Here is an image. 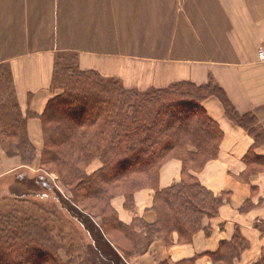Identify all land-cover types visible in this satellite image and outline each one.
Returning <instances> with one entry per match:
<instances>
[{
    "label": "crops",
    "instance_id": "obj_1",
    "mask_svg": "<svg viewBox=\"0 0 264 264\" xmlns=\"http://www.w3.org/2000/svg\"><path fill=\"white\" fill-rule=\"evenodd\" d=\"M259 51L264 52V0H0V63L10 65L25 111L38 115L54 96L56 57L71 52L81 70L121 78L139 89L212 79L234 109L251 113L264 131ZM203 105L223 135L217 157L192 173L223 203L190 242L180 241L176 232L169 244L157 235L148 251L128 264H215L212 257L236 235L242 245L230 264H253L264 255V167L244 162L247 155L264 157V143L256 145L234 125L217 99ZM27 131L39 145L37 118L28 120ZM181 179L180 162L168 161L156 188L134 193L133 210L125 207L124 196L114 199L118 219L127 225L136 217L154 223L156 189Z\"/></svg>",
    "mask_w": 264,
    "mask_h": 264
},
{
    "label": "trees",
    "instance_id": "obj_2",
    "mask_svg": "<svg viewBox=\"0 0 264 264\" xmlns=\"http://www.w3.org/2000/svg\"><path fill=\"white\" fill-rule=\"evenodd\" d=\"M64 54H72L73 57ZM4 64L7 63H0V145L9 155L23 152L28 154V149L33 151V145L26 135V123L29 118H37L41 123L45 146L49 144L55 149L50 148L46 152L50 157L43 156V163L72 165L70 181L79 179L84 191L94 198L105 196L109 185L129 187L123 195L125 207L129 210H133L134 193L140 189H137L138 183L144 182V188H156L158 164L166 161L169 153L179 157L181 155L184 177L168 188L156 189L153 204L156 221L151 224L137 217L131 224H124L109 205V217L90 213L74 198L76 195L73 188L71 193L75 200L62 195L49 170L45 174L27 171L31 175L12 178L16 190L21 193H9L11 196L21 198V195H34L35 192L43 193L50 189L67 209L65 212L78 220L83 217L88 227L93 228L97 233V237L92 236L93 244L100 245L101 241L107 249L104 257L110 255L111 258H108L115 264H128L146 253L160 234L165 236L168 244L174 232L180 241L190 242L197 231L205 229L203 221L218 213L223 197L215 196L192 173L200 171L208 161L217 157L223 135L218 123L208 115L203 105L206 99H217L224 114L234 125L254 137L256 145L264 143V131L255 117L251 113L240 115L224 90L212 79L202 85L178 81L162 88L128 89L117 77L103 78L95 70H81L77 55L71 52L60 53L55 59L50 85L54 96L48 100L43 112L38 115L27 111L19 117L11 92L9 72ZM95 98L99 99L100 104L92 100ZM86 106L89 111L97 112L87 120V115L84 116ZM72 116L78 120L83 118L84 121L73 125L69 122ZM15 137L22 143L11 147L10 143L16 141ZM26 141L30 146L26 145ZM144 146L147 153L142 156L139 148ZM187 147H191V150H186ZM95 155L102 159L104 165L95 174L85 176L84 165ZM244 162H256L264 167V157L256 154L247 155ZM111 167L114 170H110ZM111 171L118 172L113 182L102 180ZM122 172H125L122 176L125 179L119 178ZM140 174L144 175V179L136 177ZM23 185H27L30 190L22 191ZM2 192L0 190V194ZM50 207L48 214L54 216L55 207ZM15 212L13 208L0 207V242L4 243L5 249L17 252L22 245L40 243L50 252L49 264H93L80 246L81 237L66 236L70 232L60 219L52 222L30 213V219L21 222L14 216ZM110 233L119 236L125 247L115 243ZM237 238L235 236L234 241L223 243L222 250L212 257L213 263L230 264L239 256L238 246L242 243H237ZM63 242L67 243L63 247L69 258L65 263L56 256L61 244H65ZM35 256L40 259L44 253L39 252ZM253 264H264V255Z\"/></svg>",
    "mask_w": 264,
    "mask_h": 264
},
{
    "label": "rangeland",
    "instance_id": "obj_3",
    "mask_svg": "<svg viewBox=\"0 0 264 264\" xmlns=\"http://www.w3.org/2000/svg\"><path fill=\"white\" fill-rule=\"evenodd\" d=\"M64 56H72V54H70V55L64 54ZM7 64H4V65L7 66V67L6 66L5 67L7 68L8 72H9V77L11 80V83H10L11 84V92L13 93V97H14L15 102L17 104L18 115H19V117H21V114L24 116L27 112V111H25V108H24L25 103L23 100H21V101H23V106H22V103H21L20 99L18 98L15 83L13 80L12 70H11L10 65L9 64L7 65ZM10 73H11V76H10ZM98 73L101 75V77L103 76V78L104 77L107 78V76L101 74L100 72H98ZM118 79H120V81L122 82V85L125 88H128V89L134 88V87L128 86L125 82H123L124 81L123 79H121V78H118ZM134 86H139V85L134 84ZM141 87H142V89H140V90H145V88H146L143 86H141ZM137 89H139V88H137ZM71 95H72V93L70 94V96ZM74 96H76V95H73L72 97H74ZM72 97H71V100H72ZM92 100L95 103H97V105L100 104L99 99L95 98ZM92 100H91V102L93 103ZM86 108H87V106L85 107V111H84V116L87 115L85 120H87L91 116H94L95 114H97V112L96 111L94 112L93 109H92L93 111H89ZM179 115H180V113H179ZM29 119H27V122ZM82 121H84L83 118H81V120H78V118H74V116H72V118L69 119V122L73 125L78 124V123L80 124V123H82ZM26 125H27V123H26ZM41 133H42V131H41ZM23 134H24V132H23ZM26 135H27V138H28L30 144L33 145V147H32L33 151L28 149V154H25L23 152V153H17L15 155H9L8 152H6L2 148L3 146L0 145V190H3L2 194H0V207L1 208L10 207V208L15 209L16 212H15L14 216L16 218H18V220L20 219L21 222L28 221L27 219H30V213H34L35 215H40L41 217H45L46 219H50L52 222L57 221V219H60L62 221V223L66 226V229H68L70 232V233L66 234V236H69L72 238L81 237L80 246L82 247V249L87 254L85 256H87V258L93 264H115V262L110 259L111 258L110 255L106 254L107 256L104 257V254L107 253V249L104 248V244L101 241H100V245H98V244L94 245L93 244L92 236L97 237V233L93 231V228L91 226L88 227V225H87L88 223L84 222V220L82 219L83 217L79 218V220H78L77 217H73L69 212L68 213L65 212L66 208L63 206V204L60 202V200L55 196V194L52 191H50V189L46 190L45 191L46 193L45 192H43V193H38V192L36 193L35 192L34 195H27L24 197H22L23 195H21V198L16 197V196H11L9 193H15V194L21 193V191L16 190L14 180L12 179V178H15L14 176H20V178H22L23 176H27V174L31 175V174L27 173V171H29L30 173H38L39 172V173L45 174L46 170H49L50 172H52L51 177L53 178V180L55 181V184L58 186L59 190L61 191L62 195L65 198H67V197L72 198V196L74 195V194L72 195V193H71L72 188H73L75 195H76V196H74V198H76V200L79 201L82 206L86 207L88 209V211H90V213L98 214L99 216L109 217L111 214L110 208H112L114 199L117 196L125 195V192L128 191L130 188L129 187L124 188L123 186L121 188L117 187V186L112 187L109 185L108 191H106L105 196H102L99 198H94L93 196H90L82 188V182H80L79 179H74V180L70 181V176H71L70 172L72 170V165L70 166V164L67 163V164H63V166H61L60 164L54 165V163H52V162L51 163H49V162L43 163L41 158H43V156H45L46 158H49L50 156L47 155L46 152H48L50 148L52 150H55V149H53L54 147H50L49 144L46 147L45 142L43 141V137H42V141H40V144L38 145V140H36L34 137L32 138L29 134V131H26ZM17 137H15L16 141L10 143L11 147L13 145H16V144L19 145L20 143H22L21 140L17 139ZM24 139H25V135H24ZM25 143L27 146H30L28 141H26ZM139 150L141 151L142 156L144 153H147V148L145 146L140 147ZM186 150H191V147H187ZM15 151L16 150L14 149V152ZM176 153L179 155L181 154L178 152H176ZM142 156H140V157H142ZM101 160L102 159L99 156L95 155V157L92 160L87 162L84 165V170H83L84 175L85 176L93 175L99 169H101L104 165ZM165 160L166 161H164L162 164L159 163L158 166L156 167V176H157L156 185L158 183V179H159L161 170L168 161H172V160L179 161L181 164L182 178L184 177L183 163H182L183 160L181 158V155L179 157L177 155L169 153L166 156ZM13 164H16L17 168L15 170H13L14 168H12V169L8 168ZM42 164H43V166H42ZM188 164L190 166L189 162H187V165ZM110 170H114V169H112V167H111ZM191 171H192V169L190 168L189 173H191ZM200 171H197V172L195 171L194 173H198ZM157 173H158V175H157ZM117 174H118V172L114 173L111 171V172H109L108 175L106 174V176H103L102 180H106L109 183L113 182L112 179H114L115 175H117ZM124 174H125V172H122L119 175V178H121ZM58 177H60V178H58ZM136 177L144 179V175H142V174L137 175ZM117 178H118V176H117ZM121 179H125V178L122 177ZM64 180L66 181V184L68 183V181H70L69 184H67L68 186L70 185L69 187L66 184H64L65 183ZM141 187H143V188H141ZM138 188L144 189V182L138 183L137 189ZM140 189H138V190H140ZM9 190H11V191H9ZM29 190L30 189L27 188V185H23L22 191H29ZM74 198H72V199L75 200ZM52 205H54L55 210H56V214H54V216L48 214V213H50V208H51L50 206H52ZM108 205L110 206V208L108 207ZM55 224H57V223H55ZM55 235H57V232H55ZM109 236L115 241V243H117L118 245H120L122 247H125V245L123 244V241L120 239L119 236H116L112 233H110ZM236 236H238V235H236ZM63 243H65V244H61V248L56 252V254H57L56 256L58 259H60L61 262L65 263V262L69 261V258L65 255L66 249L63 247L64 245H67V243L66 242H63ZM4 247H5L4 243L0 242V264H49L48 262H50V257H51L50 252L48 251V249H46L40 243L30 244L29 246L22 245L18 248L17 252H12L11 250H9L7 248L5 249ZM39 252L44 253V256H43V258L36 259L35 255ZM108 256L110 258H108ZM33 259H34V261H32Z\"/></svg>",
    "mask_w": 264,
    "mask_h": 264
},
{
    "label": "built area",
    "instance_id": "obj_4",
    "mask_svg": "<svg viewBox=\"0 0 264 264\" xmlns=\"http://www.w3.org/2000/svg\"><path fill=\"white\" fill-rule=\"evenodd\" d=\"M258 55H259L260 59L264 60V52L263 51H259Z\"/></svg>",
    "mask_w": 264,
    "mask_h": 264
}]
</instances>
